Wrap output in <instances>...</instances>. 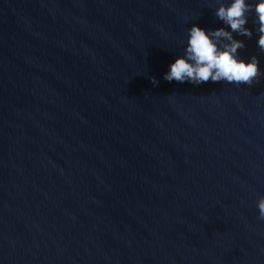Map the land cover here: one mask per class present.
<instances>
[{
	"label": "water",
	"instance_id": "obj_1",
	"mask_svg": "<svg viewBox=\"0 0 264 264\" xmlns=\"http://www.w3.org/2000/svg\"><path fill=\"white\" fill-rule=\"evenodd\" d=\"M218 2L0 0V264H264L254 13L252 84L163 75Z\"/></svg>",
	"mask_w": 264,
	"mask_h": 264
},
{
	"label": "clouds",
	"instance_id": "obj_2",
	"mask_svg": "<svg viewBox=\"0 0 264 264\" xmlns=\"http://www.w3.org/2000/svg\"><path fill=\"white\" fill-rule=\"evenodd\" d=\"M250 12L254 13L257 45L264 50V0H219L215 15L227 27L204 29L193 24L187 30L183 54L168 64L164 79L196 84L209 80L252 84L260 74L258 60L255 56L241 58L238 49L243 47V42L232 35L235 32L251 36V30L246 27ZM256 206L259 218L264 219V198Z\"/></svg>",
	"mask_w": 264,
	"mask_h": 264
}]
</instances>
